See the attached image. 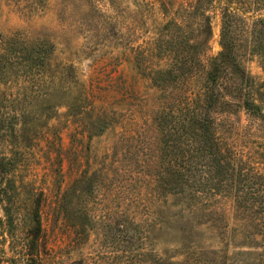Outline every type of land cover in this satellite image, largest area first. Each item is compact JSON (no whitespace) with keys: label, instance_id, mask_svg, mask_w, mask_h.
Returning <instances> with one entry per match:
<instances>
[{"label":"rangeland","instance_id":"rangeland-1","mask_svg":"<svg viewBox=\"0 0 264 264\" xmlns=\"http://www.w3.org/2000/svg\"><path fill=\"white\" fill-rule=\"evenodd\" d=\"M204 2L0 0V251L264 264V0H230L254 114Z\"/></svg>","mask_w":264,"mask_h":264},{"label":"trees","instance_id":"trees-1","mask_svg":"<svg viewBox=\"0 0 264 264\" xmlns=\"http://www.w3.org/2000/svg\"><path fill=\"white\" fill-rule=\"evenodd\" d=\"M205 5L211 7L213 11L219 13L221 18V31H220V39L223 47V51L219 55V62L215 64L216 69L212 71L208 78L211 82L217 81V76L219 74V68L222 67L223 70H230L233 74H238L240 78L239 87L236 89L238 96L243 99V105L251 112L256 113L259 112V107L252 101L248 100L246 93H244L247 89H250L251 84L249 81V77L245 74L244 67L240 65L236 60V54L234 52V41L232 38V33L236 28L237 24L235 21H238L237 18V9L233 8L230 0H218L213 4L212 0H205ZM254 36L253 39L258 38V35H262L264 37V21L255 22L254 27ZM263 54L264 47L262 46ZM247 97V99H246ZM253 100V99H252ZM261 114V113H258ZM261 118L264 119V116L261 115ZM4 172L0 171V179H2V174ZM4 191L3 188L0 187V198L2 197ZM41 226L38 220H35V231L29 234L27 242L23 244V248L20 251L12 252L11 255H7L4 250L0 251V264H44L45 257L44 252L41 250L42 243L39 244V240L41 237ZM5 241V239H4ZM38 244V248L40 250L33 249V243ZM44 248V247H43Z\"/></svg>","mask_w":264,"mask_h":264}]
</instances>
